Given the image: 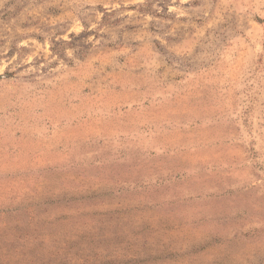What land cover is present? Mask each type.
<instances>
[{"label":"rangeland","instance_id":"374dc122","mask_svg":"<svg viewBox=\"0 0 264 264\" xmlns=\"http://www.w3.org/2000/svg\"><path fill=\"white\" fill-rule=\"evenodd\" d=\"M0 264H264V0H0Z\"/></svg>","mask_w":264,"mask_h":264}]
</instances>
